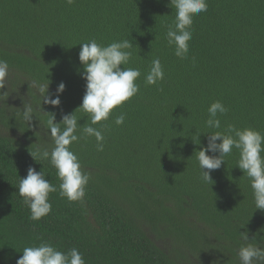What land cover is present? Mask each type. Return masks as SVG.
I'll return each mask as SVG.
<instances>
[{"label":"trees","instance_id":"16d2710c","mask_svg":"<svg viewBox=\"0 0 264 264\" xmlns=\"http://www.w3.org/2000/svg\"><path fill=\"white\" fill-rule=\"evenodd\" d=\"M207 3L180 59L166 39L175 19L170 0H0V59L9 65L0 88V264H16L24 247L41 242L75 247L86 264H240V232L264 248V211L236 167L238 150L211 171L213 181L201 179L196 160L208 134L229 125L264 133V0ZM92 39L105 46L130 40L123 67L141 71L139 92L93 125L104 135L102 152L95 137L82 135L91 121L77 109L86 84L80 44ZM156 58L164 79L146 85ZM60 82V105L43 103L36 86L50 83L54 98ZM217 100L228 111L218 114L221 128L210 129L207 109ZM72 113L81 139L70 147L91 177L82 202L59 195L56 169L40 156L54 147L52 114L60 123ZM121 113L125 121L116 125ZM29 167L57 188L52 211L38 221L18 193Z\"/></svg>","mask_w":264,"mask_h":264},{"label":"clouds","instance_id":"9594fccd","mask_svg":"<svg viewBox=\"0 0 264 264\" xmlns=\"http://www.w3.org/2000/svg\"><path fill=\"white\" fill-rule=\"evenodd\" d=\"M73 3V0H67ZM171 8L175 9V19L168 26L166 39L169 46L174 47V54L180 59H186L189 52V41L192 39L193 18L208 8L207 0H170ZM78 59L83 66L81 78L86 81L82 104L77 108L89 114L90 124L82 126L84 137H95L96 150H104V135L93 125L107 121L113 110L122 106L134 97L140 89L137 80L141 76L139 68H125L131 58L133 47L130 40L115 41L102 45L95 39L80 44ZM9 73L7 61L0 59V88L4 87ZM164 69L159 58L153 59L151 67L144 77L146 85H155L164 79ZM49 84L37 85L38 94L42 95L43 103L53 107L60 105V95L65 91L66 84L60 82L55 97L49 93ZM76 109V110H77ZM208 119L205 124L210 129H220L219 115L227 113L228 109L217 100L208 107ZM33 108L28 105L22 110L26 122L33 119ZM52 114L48 121L49 131L54 141V147L49 152H40L42 159L50 160L56 169L60 180L59 195L69 202L83 201L85 188L89 183L90 174L81 167L77 155L71 150V145L78 142V121L74 115H63L60 123H55ZM125 114L116 116L114 123L122 125ZM217 141H220L217 143ZM238 150L237 166L250 181L256 210L264 211V133L250 127L243 129L229 125L226 132L215 131L208 134L207 145L196 151V160L203 181H213L211 171L225 164L224 157ZM208 153H213L209 155ZM218 153V155H215ZM31 154V153H30ZM31 156L35 159L34 155ZM36 160V159H35ZM56 186L46 179L44 172H37L29 167L27 176L20 178L18 193L30 209V219L38 221L52 211L49 194L56 192ZM242 244L238 251L240 264H264V248L248 243L247 232H240ZM23 255L16 264H86L82 253L75 247L68 251H60L49 242H41L38 246L24 247Z\"/></svg>","mask_w":264,"mask_h":264}]
</instances>
